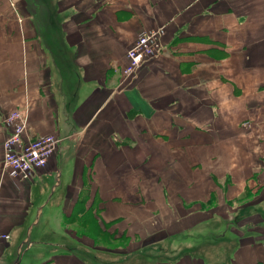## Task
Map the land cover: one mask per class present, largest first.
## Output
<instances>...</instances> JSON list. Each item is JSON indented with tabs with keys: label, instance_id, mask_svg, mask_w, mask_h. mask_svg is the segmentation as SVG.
Masks as SVG:
<instances>
[{
	"label": "crops",
	"instance_id": "obj_1",
	"mask_svg": "<svg viewBox=\"0 0 264 264\" xmlns=\"http://www.w3.org/2000/svg\"><path fill=\"white\" fill-rule=\"evenodd\" d=\"M11 1L0 264H264V0ZM160 26L159 56L123 80ZM16 108L30 137H64L28 179L2 168ZM85 214L120 244L83 240Z\"/></svg>",
	"mask_w": 264,
	"mask_h": 264
},
{
	"label": "built area",
	"instance_id": "obj_2",
	"mask_svg": "<svg viewBox=\"0 0 264 264\" xmlns=\"http://www.w3.org/2000/svg\"><path fill=\"white\" fill-rule=\"evenodd\" d=\"M18 19L13 1L10 0ZM163 27L152 28L136 37L126 50V62L121 68L122 79L133 78L139 66L151 58L159 56L163 49ZM2 122L7 129L2 142V168L20 179H28L34 172L48 161V158L59 148L63 136L56 134H41L30 137L27 134V114L21 109H12L2 116ZM247 125V121L243 122ZM7 232H0V240H8ZM31 244L25 239L19 244L18 253H22Z\"/></svg>",
	"mask_w": 264,
	"mask_h": 264
},
{
	"label": "rangeland",
	"instance_id": "obj_3",
	"mask_svg": "<svg viewBox=\"0 0 264 264\" xmlns=\"http://www.w3.org/2000/svg\"><path fill=\"white\" fill-rule=\"evenodd\" d=\"M84 217H87L86 221H81ZM83 218L77 224L78 226H76L79 234H84V236H82L83 240H87V238H85V234L89 238L94 239L93 247L95 248H111L120 244L116 239L111 237V235H108L106 232H104L97 224L96 220L89 217V214H85Z\"/></svg>",
	"mask_w": 264,
	"mask_h": 264
},
{
	"label": "trees",
	"instance_id": "obj_4",
	"mask_svg": "<svg viewBox=\"0 0 264 264\" xmlns=\"http://www.w3.org/2000/svg\"><path fill=\"white\" fill-rule=\"evenodd\" d=\"M79 202H80V201H79ZM80 217H81V216L79 215V221L83 218V217H81V218H80ZM86 219H87V217H84L81 221H84V220L86 221Z\"/></svg>",
	"mask_w": 264,
	"mask_h": 264
}]
</instances>
